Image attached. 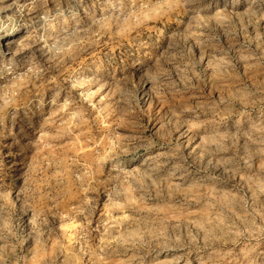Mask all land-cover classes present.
<instances>
[{
	"label": "rangeland",
	"instance_id": "obj_1",
	"mask_svg": "<svg viewBox=\"0 0 264 264\" xmlns=\"http://www.w3.org/2000/svg\"><path fill=\"white\" fill-rule=\"evenodd\" d=\"M0 264H264V0H0Z\"/></svg>",
	"mask_w": 264,
	"mask_h": 264
},
{
	"label": "bare ground",
	"instance_id": "obj_2",
	"mask_svg": "<svg viewBox=\"0 0 264 264\" xmlns=\"http://www.w3.org/2000/svg\"><path fill=\"white\" fill-rule=\"evenodd\" d=\"M16 31H17V29H12V30H10V31L5 32L4 35H5L6 37L10 38V37H12L13 35L16 34Z\"/></svg>",
	"mask_w": 264,
	"mask_h": 264
}]
</instances>
